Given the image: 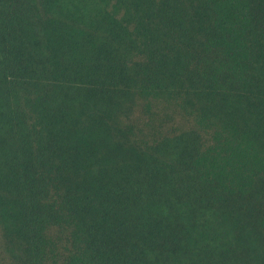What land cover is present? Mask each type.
I'll use <instances>...</instances> for the list:
<instances>
[{"label":"trees","instance_id":"trees-1","mask_svg":"<svg viewBox=\"0 0 264 264\" xmlns=\"http://www.w3.org/2000/svg\"><path fill=\"white\" fill-rule=\"evenodd\" d=\"M240 228L264 0H0V264H249Z\"/></svg>","mask_w":264,"mask_h":264},{"label":"rangeland","instance_id":"rangeland-1","mask_svg":"<svg viewBox=\"0 0 264 264\" xmlns=\"http://www.w3.org/2000/svg\"><path fill=\"white\" fill-rule=\"evenodd\" d=\"M233 224V223H232ZM243 229L240 228L241 232V239H244L245 242L248 238V236H252V239L248 238L247 240V253L249 256L248 262L249 264H259L264 259V240L259 237L253 236L250 232H246Z\"/></svg>","mask_w":264,"mask_h":264}]
</instances>
